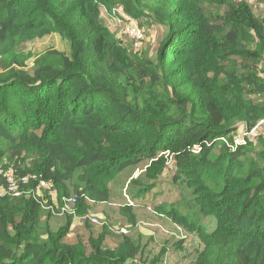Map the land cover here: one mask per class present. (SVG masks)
<instances>
[{
    "label": "trees",
    "instance_id": "trees-1",
    "mask_svg": "<svg viewBox=\"0 0 264 264\" xmlns=\"http://www.w3.org/2000/svg\"><path fill=\"white\" fill-rule=\"evenodd\" d=\"M118 10L163 27L153 55L110 31L105 13ZM51 33L68 51L0 64V170L35 176L19 181L31 193L0 194V264H157L129 235L108 246L105 227L86 246L66 237L89 203L113 198L119 172L148 161L154 181L170 159L195 210L176 198L156 211L196 237L191 264H217L227 246L229 264H264V137L235 139L264 129V15L247 0H0V56ZM42 180L52 188L35 194ZM69 196L75 215L54 230L50 214Z\"/></svg>",
    "mask_w": 264,
    "mask_h": 264
},
{
    "label": "rangeland",
    "instance_id": "rangeland-1",
    "mask_svg": "<svg viewBox=\"0 0 264 264\" xmlns=\"http://www.w3.org/2000/svg\"><path fill=\"white\" fill-rule=\"evenodd\" d=\"M252 6L254 12L258 15H264V0H247ZM105 23L110 31L121 42L133 50H148L150 55L154 54L156 47L162 37L164 29L160 25L147 24L141 20L128 17L124 12L118 10V13L108 15L105 13ZM136 26L142 32V38L134 47L130 37L125 33V25L129 22ZM117 18L119 19L117 22ZM142 23V25L140 24ZM141 25V27L139 26ZM53 46L62 51H68L69 45L61 36L51 33L45 38L33 40L21 44L17 49L6 55L0 56V64L7 62H24L30 67L34 57L45 48ZM258 49L259 45H257ZM264 56V51H262ZM264 63V61H263ZM264 137L263 124H260L252 132H246L243 127L238 130L236 140H253L257 135ZM148 161H143L139 165L119 172L115 179L110 182L109 187L112 197L107 203L92 204L91 212L88 216L75 215L72 220V227L66 240L69 243H82L87 245V238L90 234L96 235L107 229L106 243L108 246H115L121 238V234L132 237L135 242L140 244L143 258L148 262L158 257L157 264H191L196 251L200 249L196 237L189 233L184 227H180L171 221L167 216L157 213L158 205L169 204L174 200L181 199L185 201L191 210H195L194 191L187 188L186 185H178L173 182L175 171L174 162L170 159L167 162L163 173L154 181L146 177V167ZM209 173L212 178L221 174L220 168H210ZM151 184L150 191L143 195H136L138 190L144 185ZM131 205H130V204ZM124 205L131 207V214L135 217L136 224L132 226L129 222V214L122 210ZM43 220L46 219L47 210L44 209ZM52 227L56 230L66 221V214H50ZM91 217L99 220V223L91 222ZM206 227L213 226V219H204ZM124 229L125 233L120 231ZM181 241L182 248H174V244ZM164 250V253L162 252ZM196 252V253H195ZM233 253V247L227 246L220 248L214 254V261L217 264H229Z\"/></svg>",
    "mask_w": 264,
    "mask_h": 264
},
{
    "label": "built area",
    "instance_id": "built-area-1",
    "mask_svg": "<svg viewBox=\"0 0 264 264\" xmlns=\"http://www.w3.org/2000/svg\"><path fill=\"white\" fill-rule=\"evenodd\" d=\"M113 14H115L114 11H113ZM125 18L129 21L125 25V33L130 37V39L133 43V46L137 47L138 46L137 42L139 40H141V38H142V32L136 26L134 27V25L130 24V19L128 17H125ZM118 20L119 19L117 18V22H118ZM0 175L6 180V183H7L6 189L0 187V194H6V193L8 194L9 193L10 195L17 196L19 194L21 195L22 193H31V191L25 192V191L20 190L19 189V181L22 183H27L29 178H35V176H31V177L23 176V177L17 178L13 175V171L11 168H7L5 170H0ZM51 188H52V184L50 182H46V181L42 180L39 182V186H38V189L35 192V194H41L40 189L50 190ZM61 201H62V203L60 205H57V207H56L57 214L65 215L67 213H70L72 215H75L74 206L77 203L75 196H69L67 198H62ZM90 220L94 224L99 223V220L95 217H91ZM120 232L125 233L124 229Z\"/></svg>",
    "mask_w": 264,
    "mask_h": 264
},
{
    "label": "crops",
    "instance_id": "crops-1",
    "mask_svg": "<svg viewBox=\"0 0 264 264\" xmlns=\"http://www.w3.org/2000/svg\"><path fill=\"white\" fill-rule=\"evenodd\" d=\"M51 219H49V224H50V227L53 229V227H52V222L50 221Z\"/></svg>",
    "mask_w": 264,
    "mask_h": 264
}]
</instances>
